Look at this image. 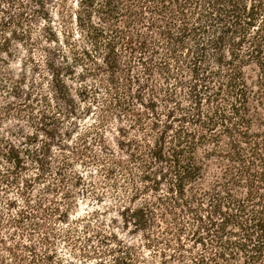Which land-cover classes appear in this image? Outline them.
Returning <instances> with one entry per match:
<instances>
[{
  "label": "trees",
  "instance_id": "obj_1",
  "mask_svg": "<svg viewBox=\"0 0 264 264\" xmlns=\"http://www.w3.org/2000/svg\"><path fill=\"white\" fill-rule=\"evenodd\" d=\"M72 3L0 0V66L39 29L70 53L44 83L0 74V190L27 207L0 263L140 264L70 218L81 194L124 202L148 264H264V0Z\"/></svg>",
  "mask_w": 264,
  "mask_h": 264
},
{
  "label": "rangeland",
  "instance_id": "obj_2",
  "mask_svg": "<svg viewBox=\"0 0 264 264\" xmlns=\"http://www.w3.org/2000/svg\"><path fill=\"white\" fill-rule=\"evenodd\" d=\"M72 2L73 0H67V4H71L74 6V3ZM50 5L51 4H48L47 8H50ZM35 35L40 38L39 42L41 44V47H43L44 51L33 48V50H29V52L24 53L23 48L20 47L18 51H16L15 56L10 58L11 63L9 65L2 64L0 66V74L7 72L12 78L24 76L27 81L35 78L36 80L39 79V82L44 83L45 78H48L51 72L49 64H53L55 66L60 67L65 64V62L61 58V55H70L69 52L57 51L56 48L58 47V45L54 43L45 42L44 30H37ZM33 61L35 62L33 63ZM29 67H31V69H29ZM41 75H44L45 78H39ZM0 100L2 99L0 98ZM20 117L23 118V121L18 120L15 122V120L12 119L10 122H7V127L5 126V128H12L10 125L12 122L22 125L28 123L24 121L26 117L25 114ZM3 118V120H0V125L3 121L8 119V116L5 114ZM16 201L20 206H24V208H27L24 203L20 200L19 195L15 193L14 188L0 190V235H3L4 233H7L8 230H11V226L9 225L10 217L15 215V209L11 208L10 205L15 203ZM74 201L75 203L70 206V209L68 211L70 214L69 216L72 219L80 221L81 218H84L89 214L93 229L90 233H95V229L99 228L100 230L105 229L107 232H114L118 236V238L124 240L126 244L136 246L137 249H139V253L143 255V257L141 258L142 262L140 264H148L151 262H155L158 259L156 255H153L152 252L148 251L147 249L141 248L144 240L140 233H134L132 231V226H128L126 228V225L123 224L119 215V209L121 207L120 205L124 202H111L108 200V198H106V202L99 203L88 195L81 194H78V196L75 197ZM49 205L50 203L47 204V206ZM91 211H94L93 215H90L91 213L89 212ZM29 222L30 221L28 220L26 221V223H24V232L25 230L32 231V225ZM70 224H74V221ZM53 227L57 228L59 227V225L55 224ZM21 240L27 242V239L25 238H22ZM57 249L58 252L63 255L65 250L63 247H61L60 243H58ZM2 254L3 260L6 259L9 264H12L8 260L9 256L3 252Z\"/></svg>",
  "mask_w": 264,
  "mask_h": 264
}]
</instances>
